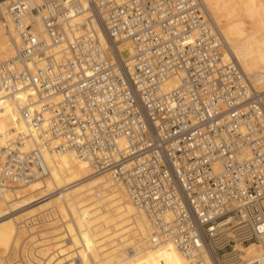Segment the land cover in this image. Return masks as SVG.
Here are the masks:
<instances>
[{"label": "built area", "instance_id": "2783aa9c", "mask_svg": "<svg viewBox=\"0 0 264 264\" xmlns=\"http://www.w3.org/2000/svg\"><path fill=\"white\" fill-rule=\"evenodd\" d=\"M9 10L15 56L0 64V107L18 108L34 146L16 132L0 144V192L47 177L43 154L60 141L124 187L153 242L191 264H264V95L226 58L204 0ZM38 243L20 237L17 260L42 263Z\"/></svg>", "mask_w": 264, "mask_h": 264}, {"label": "bare ground", "instance_id": "6f19581e", "mask_svg": "<svg viewBox=\"0 0 264 264\" xmlns=\"http://www.w3.org/2000/svg\"><path fill=\"white\" fill-rule=\"evenodd\" d=\"M16 1L0 0L4 62L15 56L6 24L12 29L9 7ZM204 2L225 39L226 58L238 62L253 89L264 95V0ZM61 50L56 47L53 52L58 55ZM0 108V144L12 133H22L28 137L25 149L31 150L34 140L20 122L18 108ZM59 144L53 141L52 149L43 154L47 177L0 192V264H21L16 250L26 233L31 241H39L37 253L44 259L40 264H191L171 243L153 242L149 220L121 184L109 175L95 174L93 166L74 152L56 149ZM28 222L47 227L41 231L42 225ZM22 261L34 264L25 256Z\"/></svg>", "mask_w": 264, "mask_h": 264}, {"label": "rangeland", "instance_id": "374dc122", "mask_svg": "<svg viewBox=\"0 0 264 264\" xmlns=\"http://www.w3.org/2000/svg\"><path fill=\"white\" fill-rule=\"evenodd\" d=\"M3 13H4V12H3ZM2 20H3V19H2V15L0 14V23H3ZM0 62H4V61H0ZM38 187H41L40 184H38ZM39 195H40V194H39ZM43 199H44V198H43ZM41 220L44 221V218H42ZM28 221H30V219H29ZM36 221L38 222V220H36ZM30 224H31V223L28 222V225H30ZM37 225H38V226H37ZM41 225H42L43 227H42ZM31 226H33V227H34V226H37L38 228H39V227H42V228H40V230H41V229H44L45 227H47V225H45L44 223H43V224H40V225H39V224H36V225H32V224H31ZM38 228H34V229H35V230H38ZM32 230H33V229H32ZM40 230H39V231H40ZM41 231H42V230H41ZM21 233H22V232H21ZM25 233H26V232H25ZM23 234H24V233H23ZM26 234H27V233H26ZM26 234H25V235H26ZM25 235H24V236H25Z\"/></svg>", "mask_w": 264, "mask_h": 264}]
</instances>
